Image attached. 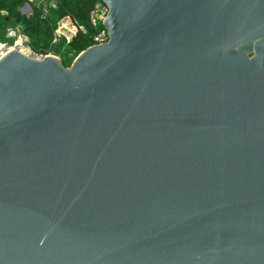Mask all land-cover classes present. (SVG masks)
Returning a JSON list of instances; mask_svg holds the SVG:
<instances>
[{"label": "water", "instance_id": "1", "mask_svg": "<svg viewBox=\"0 0 264 264\" xmlns=\"http://www.w3.org/2000/svg\"><path fill=\"white\" fill-rule=\"evenodd\" d=\"M92 1L0 59V264H264V0Z\"/></svg>", "mask_w": 264, "mask_h": 264}, {"label": "trees", "instance_id": "2", "mask_svg": "<svg viewBox=\"0 0 264 264\" xmlns=\"http://www.w3.org/2000/svg\"><path fill=\"white\" fill-rule=\"evenodd\" d=\"M32 15L22 16L19 8L21 0H0V41L10 25L19 26L29 37L30 46L37 53H54L65 68H68L75 57L91 45V38L96 33L89 21V14L96 1L92 0H55V9L44 11L42 4L46 0H33ZM37 4H39L37 6ZM68 18L73 24L82 27L86 34L77 32L67 43L52 45L57 24Z\"/></svg>", "mask_w": 264, "mask_h": 264}, {"label": "built area", "instance_id": "3", "mask_svg": "<svg viewBox=\"0 0 264 264\" xmlns=\"http://www.w3.org/2000/svg\"><path fill=\"white\" fill-rule=\"evenodd\" d=\"M21 1L22 5L19 8V12L22 16L29 18L32 15L31 5L34 4V1ZM38 5L39 4H37V6ZM41 6L44 11H47L48 9H55L56 3L55 0H46L45 3ZM107 13V8L102 3L96 1L92 11L89 14L90 24L96 31V33L91 38L92 45L90 47L99 46L107 43L108 35L106 30L102 26ZM67 23H69V26L72 27L74 31L73 36H75L77 32H80L81 34H86V31L82 27H78L77 25L73 24L68 18L62 20V24ZM60 30L61 28H56V30L54 31L52 45L56 44L58 37L60 36ZM11 51H15L18 54L34 61H41L44 59V56L55 57L59 59L57 55L52 54L51 52L37 53L33 51L30 46L29 37L22 31L19 26L6 28L3 34V39L2 41H0V59Z\"/></svg>", "mask_w": 264, "mask_h": 264}, {"label": "rangeland", "instance_id": "4", "mask_svg": "<svg viewBox=\"0 0 264 264\" xmlns=\"http://www.w3.org/2000/svg\"><path fill=\"white\" fill-rule=\"evenodd\" d=\"M9 27H11V25ZM57 28H61V30H60V36L58 37V40H57L56 44L62 43V42L67 44L74 37L73 36L74 35V31H73L72 27L69 26V23L62 24V21H60L57 24ZM52 54H54V53H52Z\"/></svg>", "mask_w": 264, "mask_h": 264}]
</instances>
